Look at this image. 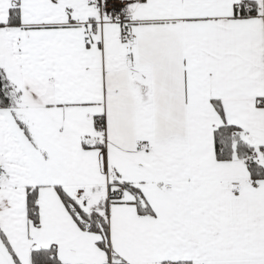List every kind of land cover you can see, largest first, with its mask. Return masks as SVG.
<instances>
[{"label": "snow or ice", "instance_id": "1", "mask_svg": "<svg viewBox=\"0 0 264 264\" xmlns=\"http://www.w3.org/2000/svg\"><path fill=\"white\" fill-rule=\"evenodd\" d=\"M0 264H264V0H0Z\"/></svg>", "mask_w": 264, "mask_h": 264}]
</instances>
